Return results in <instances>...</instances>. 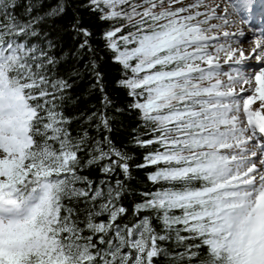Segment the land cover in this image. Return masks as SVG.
<instances>
[{
    "label": "snow or ice",
    "instance_id": "6c2138e0",
    "mask_svg": "<svg viewBox=\"0 0 264 264\" xmlns=\"http://www.w3.org/2000/svg\"><path fill=\"white\" fill-rule=\"evenodd\" d=\"M0 264H264V0H0Z\"/></svg>",
    "mask_w": 264,
    "mask_h": 264
},
{
    "label": "rangeland",
    "instance_id": "374dc122",
    "mask_svg": "<svg viewBox=\"0 0 264 264\" xmlns=\"http://www.w3.org/2000/svg\"><path fill=\"white\" fill-rule=\"evenodd\" d=\"M260 103V101H259V99L257 98L255 101H254V104H253V107H255L257 104H259Z\"/></svg>",
    "mask_w": 264,
    "mask_h": 264
}]
</instances>
